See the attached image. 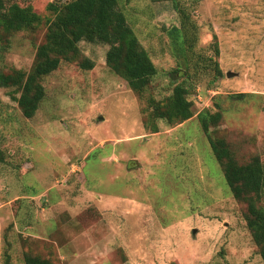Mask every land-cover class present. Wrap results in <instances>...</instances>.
I'll use <instances>...</instances> for the list:
<instances>
[{
  "label": "rangeland",
  "instance_id": "obj_1",
  "mask_svg": "<svg viewBox=\"0 0 264 264\" xmlns=\"http://www.w3.org/2000/svg\"><path fill=\"white\" fill-rule=\"evenodd\" d=\"M66 1L24 4L45 20L50 4ZM179 1L198 36L194 55H214L217 41L224 73L212 82L209 65H197L187 81L194 116L180 125L146 119L147 98L186 78L174 75L182 58L168 30L181 23L171 1L119 0L158 68L143 98L110 69L109 46L98 41L79 44L92 70L64 64L44 77L32 119L20 88L0 86V264H25L27 252L58 264H264L199 120L220 109L214 138L240 162L264 164V0ZM45 31L1 42L0 71H30ZM48 236L51 245L36 241Z\"/></svg>",
  "mask_w": 264,
  "mask_h": 264
},
{
  "label": "trees",
  "instance_id": "obj_2",
  "mask_svg": "<svg viewBox=\"0 0 264 264\" xmlns=\"http://www.w3.org/2000/svg\"><path fill=\"white\" fill-rule=\"evenodd\" d=\"M153 2L171 1L175 4L180 26L168 30L175 55L179 59L174 75L186 74L183 81L175 83L170 95L156 100L148 97L150 108L146 115L163 120L171 126L180 125L194 116L193 101L189 98L192 80L199 70L198 64L209 65L213 72L212 82L224 76L220 67V48L214 43V55L196 54L193 45L198 41L196 30L191 24V13L179 0H152ZM21 2L23 4H21ZM25 0H0V43L10 45V38L18 32L35 33L43 25L46 29L44 39L37 45L35 61L30 71L13 69L10 73L0 71V86L18 87L21 90L18 103L23 115L32 119L38 112L46 95L42 83L44 77L61 68L64 64H77L83 70H92L95 61L84 55L80 42H101L109 46L107 65L124 79L130 89L143 98L151 88L158 68L148 50L141 43L133 24L121 9L119 0H69L50 4L53 17L44 18L34 11ZM217 40V35H214ZM194 60V61H193ZM193 69L191 72V63ZM213 62V65L211 64ZM173 73V72H172ZM179 77V76H178ZM243 97L245 94H233ZM223 113L204 110L199 113L201 127L207 136L212 152L219 162L226 183L234 198L246 206L245 218L254 243L264 262V164L259 156L248 162H240L230 144L224 138H214L211 128L219 125ZM146 121V120H145ZM153 132H158L157 127ZM27 235L23 238L27 239ZM32 241L34 238H28ZM46 246L53 241L49 236L37 238ZM53 243V242H52ZM25 264H58L51 257L27 252ZM168 264H178L170 262Z\"/></svg>",
  "mask_w": 264,
  "mask_h": 264
},
{
  "label": "water",
  "instance_id": "obj_3",
  "mask_svg": "<svg viewBox=\"0 0 264 264\" xmlns=\"http://www.w3.org/2000/svg\"><path fill=\"white\" fill-rule=\"evenodd\" d=\"M227 75L228 76H233V75H235V73H233V72L230 71V72L227 73Z\"/></svg>",
  "mask_w": 264,
  "mask_h": 264
}]
</instances>
